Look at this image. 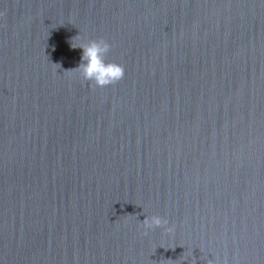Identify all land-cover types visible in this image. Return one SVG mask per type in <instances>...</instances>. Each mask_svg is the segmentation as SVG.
<instances>
[{"label":"water","instance_id":"1","mask_svg":"<svg viewBox=\"0 0 264 264\" xmlns=\"http://www.w3.org/2000/svg\"><path fill=\"white\" fill-rule=\"evenodd\" d=\"M0 264H264V0H0Z\"/></svg>","mask_w":264,"mask_h":264},{"label":"clouds","instance_id":"2","mask_svg":"<svg viewBox=\"0 0 264 264\" xmlns=\"http://www.w3.org/2000/svg\"><path fill=\"white\" fill-rule=\"evenodd\" d=\"M78 37L72 40L70 46L73 49L81 48L83 51L80 64L77 68L72 69V71L79 72L90 85L94 84L100 87L115 84L124 78V66L106 60V54L111 47L107 41L104 39L85 41L84 38L78 39ZM142 223L145 228V234H147V230L149 229L169 225L168 220L159 215L146 216ZM173 228V226H169L166 227V230L171 232Z\"/></svg>","mask_w":264,"mask_h":264}]
</instances>
